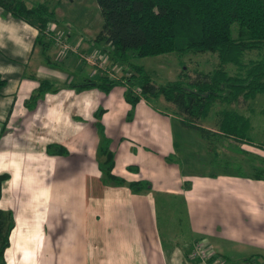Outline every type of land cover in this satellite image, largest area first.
I'll return each mask as SVG.
<instances>
[{
    "label": "crops",
    "instance_id": "crops-1",
    "mask_svg": "<svg viewBox=\"0 0 264 264\" xmlns=\"http://www.w3.org/2000/svg\"><path fill=\"white\" fill-rule=\"evenodd\" d=\"M37 33L0 7V173L7 175L0 208L13 217L3 264H189L194 240L211 247L219 264H264V179L239 168L215 170L205 140L180 123L167 101L138 100L130 108L122 84L108 92L69 86L88 77V70L82 74L88 64L73 53L58 56ZM75 40L85 50L92 46ZM33 76L57 90L27 106ZM99 126L113 154L112 173L147 180L148 188L101 176ZM51 144L62 151H48ZM241 145L238 158L264 165V142ZM176 212L186 220L182 239Z\"/></svg>",
    "mask_w": 264,
    "mask_h": 264
},
{
    "label": "trees",
    "instance_id": "trees-1",
    "mask_svg": "<svg viewBox=\"0 0 264 264\" xmlns=\"http://www.w3.org/2000/svg\"><path fill=\"white\" fill-rule=\"evenodd\" d=\"M94 1L101 24L92 40L106 44L110 59L113 62H123L132 70L123 93L130 108L139 95L145 98L162 96L171 104L172 112L180 123L196 129L214 155L216 149L212 145L218 138L230 136L237 139L238 143L247 139L249 120L235 109H220L214 119L213 129L201 122L212 103L245 102L264 90V55L247 62L241 60L245 50L264 45V0ZM0 7L35 27L38 42L43 46L48 44L45 28L49 21H53V16L44 2L27 5L24 0H0ZM233 23L236 24L235 34L231 29ZM194 51L215 53L216 65L208 71H195L192 77L182 74L163 84L153 82L141 65L130 60L134 56L167 52L181 55ZM226 63L233 64L237 71L228 73L224 69ZM34 78L37 86L25 101L27 106H31L45 92L57 90L48 79ZM119 82L120 78L113 79L104 68H98L95 77H85L79 83H69V86L77 90L97 86L103 92H108ZM4 83L5 79L0 75V88ZM135 88H138L137 93L133 91ZM258 112L264 114V105ZM130 113L131 110L127 112ZM95 114L98 116L100 110ZM99 133L97 152L101 158L98 169L103 178L117 185L125 183L133 190L148 188L147 180L125 181L112 173L113 154L100 126ZM47 150L58 152L62 151V147L51 144L47 146ZM238 170L237 168L236 171ZM250 170L251 177L264 179V165L251 167ZM6 176V173H0V190L1 182ZM12 226L10 211L0 208V264L4 263L3 251L8 245Z\"/></svg>",
    "mask_w": 264,
    "mask_h": 264
},
{
    "label": "rangeland",
    "instance_id": "rangeland-1",
    "mask_svg": "<svg viewBox=\"0 0 264 264\" xmlns=\"http://www.w3.org/2000/svg\"><path fill=\"white\" fill-rule=\"evenodd\" d=\"M27 5H31L35 2H44L47 7L52 11L53 20L55 25H53L54 31H61L65 38L67 39V32L72 37L73 40H67V43L70 44V47H73L74 50L84 52L86 55H94L97 56L98 61L102 63L104 69L110 75L112 73V78L117 79L120 78L121 82L118 84H122V86H127V77L132 73L130 67H128L123 62H113L110 59L108 48L106 44L102 42H93V37L97 30L100 28L101 19L98 13V8L95 4L94 0H25ZM56 17L60 19H56ZM57 20V21H56ZM232 32L235 34L236 32V24L233 23ZM74 39H78L86 41L92 46L88 50L83 49L79 46L77 41ZM51 43V41H50ZM52 44V43H51ZM76 47V48H75ZM93 48V50H92ZM95 49V50H94ZM95 51V52H94ZM56 52V51H55ZM54 53H50V57L54 58ZM75 52V51H73ZM73 52H68L66 54H70ZM74 54V53H73ZM76 55V54H74ZM264 55V45L261 47H255L249 50H245L241 56L242 62H247L250 59H256L260 56ZM77 57V55H76ZM130 60L133 63L139 64L143 67V69L150 75L153 82L156 84H163L167 80H173L182 74H187L192 77L195 74V71H208L212 69L217 63V57L215 53L210 51H194L187 52L184 54H178L176 52H167L161 53L151 56H143V57H131ZM83 61V60H81ZM60 62V61H59ZM84 62V61H83ZM88 64L87 62H84ZM82 74H86V71H90V66H83ZM224 69L228 73H234L237 71L236 67L231 63H226L224 65ZM89 73V72H88ZM97 75V70L92 75H88V77H95ZM187 75L184 77H187ZM111 77V76H110ZM134 92H138L137 88ZM161 101V104H164V99L162 96H157L156 98H145L142 95H139L138 100H154ZM137 100V101H138ZM167 102L169 108L171 104ZM264 105V90L262 92H258L254 95V97L248 99L243 102L239 100L238 102L232 103H219L214 102L210 106V109L202 120V124L208 128L213 129V122L216 117L217 112L226 108L228 110L235 109L241 114L247 116L249 120V128L247 130V140L250 142L257 141L264 142V114L258 112V109ZM172 108V107H171ZM243 141V140H241ZM247 142V141H246ZM252 144V143H250ZM53 145V144H52ZM55 145V144H54ZM214 149H216V155L211 153V166L218 171H222V168H233L230 170H234V168H239L240 170L251 171L250 168L253 167L249 165L242 159L238 158V148L242 147L241 142L238 143L237 139H234L230 136L221 137L216 139L213 142ZM98 148V147H97ZM98 154V152H97ZM99 156V155H98ZM247 158L249 157L246 156ZM100 160V156L98 157ZM247 164V165H246ZM217 168V169H216ZM100 171V170H99ZM101 173V172H100ZM101 176L102 173H101ZM16 185V184H15ZM30 204V202H29ZM27 204V205H29ZM158 217L161 229H163L162 225L165 220V215L161 210V203L158 202ZM177 211H180L181 207L176 206ZM4 210V209H3ZM179 213V215H178ZM183 213V211H182ZM178 218H173L175 222L176 230L179 229L177 236L182 239V237L186 234L184 227L186 228V220L185 216L180 212H176ZM13 218V217H12ZM168 229V228H167ZM162 232L166 231V227H164ZM174 231V230H173ZM166 237V236H165ZM223 246L230 249V253H233L234 250L231 249L229 243H223ZM223 249V250H227ZM223 253V251H222ZM4 259V258H3Z\"/></svg>",
    "mask_w": 264,
    "mask_h": 264
},
{
    "label": "built area",
    "instance_id": "built-area-1",
    "mask_svg": "<svg viewBox=\"0 0 264 264\" xmlns=\"http://www.w3.org/2000/svg\"><path fill=\"white\" fill-rule=\"evenodd\" d=\"M49 22L45 28V35L46 38L50 40L51 43L56 47L58 56L65 55L69 51H75L73 53L77 55V58L87 62L90 66L89 75L94 74L98 68H104L102 63L98 61L97 56L94 55L93 57V55H86L84 52L82 53L78 51L76 47V50H74L73 47H70L71 45L67 43L65 35H63L61 31H54L53 24L50 26ZM109 76L112 77V73H110ZM186 256L189 260V264H219L217 254L211 249V247L205 246L200 240L193 241L192 246L187 252Z\"/></svg>",
    "mask_w": 264,
    "mask_h": 264
}]
</instances>
